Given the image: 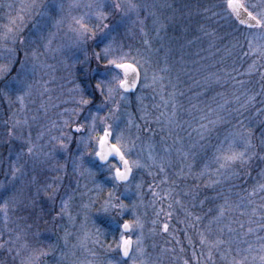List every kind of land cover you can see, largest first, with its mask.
I'll list each match as a JSON object with an SVG mask.
<instances>
[{
	"label": "rangeland",
	"instance_id": "374dc122",
	"mask_svg": "<svg viewBox=\"0 0 264 264\" xmlns=\"http://www.w3.org/2000/svg\"><path fill=\"white\" fill-rule=\"evenodd\" d=\"M206 1H211L212 7H207ZM139 2L154 5L153 8L144 10L140 14V19L144 22L142 27L147 36L145 37L140 31L141 25H136L128 30L121 29L119 37L120 42L125 46V51L131 50L132 54L136 55V50L139 49L140 53L151 61L150 64L145 66L148 68V79H144V73L142 72L141 82L137 89L128 94L127 102H121L122 111L126 109L127 112H130L134 124L139 125V130L134 126H130L126 132V137L130 136L137 145L128 158L130 160L141 158L142 163H150V161H147V152L148 145L152 144L154 145L153 154L158 161L161 157L165 161H170V163H165L168 178V182L165 184H160L164 174L160 173L157 167L134 170L137 173L136 183L143 182L142 197L128 193L127 195L131 196V200L125 202H135L137 204L136 212L145 224L144 246L154 264H182L185 259L189 260V264H196V260L192 257L193 251L196 252L200 264H207L208 248L207 246L202 247L200 244V233L203 232L210 241L215 239L216 236L227 240L229 238L227 225L236 230L232 233L233 236L239 235L241 238L253 242L254 247H256V234L243 236L248 227L255 228L257 226L256 223L249 225L247 221L250 217L240 214L241 212H250V209H239L232 212L221 223L213 224L211 232L207 229L209 220L217 214L216 206L223 203V200L219 198L220 195H230L232 201H237L238 197L235 193L245 194L244 189H249L259 179L257 173L264 170V160L254 159L251 162L246 169L247 172H250V176L245 175L244 170L239 165H235V171L240 174V178L223 180L222 177H217L215 170L218 165L212 161L214 152L212 146L217 143L216 134L219 133L222 137L226 129L221 127L212 134L210 139L200 141L193 128L197 127V119L202 113L192 111L189 114L187 111L193 104H197L205 110L209 107L215 108L217 102L223 103L220 97H216V101H213V97L220 92L230 97L233 91L231 84L206 89L204 77L210 72L223 75L225 69L231 71L233 67L241 72L245 71L252 58L243 56L238 58V54L228 55L226 49H231L236 40L243 44L244 36L247 33L243 32V28H241V31H237L236 27L233 30L227 28L228 24L226 26L223 19L220 20L219 24H212L208 20L214 17L213 12L220 13L221 15H218L220 17H226L222 9L216 7V5L222 4V0H139ZM251 2L258 3L259 0H251ZM28 3H30V0H0V32H3L4 26L9 24L10 17H16L21 5ZM8 5L13 7L9 8ZM206 9L208 11H205ZM150 11L155 12L156 16L149 15ZM198 17L201 18L200 21ZM154 19L164 23L166 28L159 30V23L154 24ZM201 27L208 31H214L216 33L215 37L205 36L200 31ZM33 31V21L26 16L21 37H28ZM230 31H234V37L231 39L228 37ZM221 34H224L225 38ZM145 39L150 41V48L145 45ZM71 40L72 34L65 27L57 34L54 45L66 46L71 43ZM210 41L214 43V47L209 46ZM5 45L8 48L16 47L7 41L0 40V64L7 63L8 53L5 50ZM96 50L95 45L89 41L84 47V52L75 50V54H73V50L65 48L66 54L56 53L54 57L48 56L46 63L53 65V68L39 71L36 80L47 81V87L50 91L40 95L43 88L37 85L33 95L25 99L23 108L16 100V93H10L11 102L8 98L0 95V184L5 185L9 190L15 188L23 200L22 206H10L7 223H5L3 213H0V232L3 233L4 240L9 239V230L13 232V239L16 233H20L22 239L19 243L27 242L30 246L47 248L48 244H55L57 246L55 250L42 258L41 264H74V262L75 264H79V262H85L86 264L87 261L93 259L89 255L88 249L96 251L98 259L103 261L108 254L94 245L91 239L86 242L85 247L77 246L73 248L72 245H78V241L83 238L85 232H94V224L95 227H102L108 233L104 239L108 243H112L113 236L119 234L120 225L116 221L134 218L131 211L124 217L118 216L116 212H113L111 216L95 214L94 209L99 208L103 201L107 199V190L111 187V175L106 171H97L95 181L104 185V191L98 192L96 184L93 183V178L87 175L80 176L78 172L73 171L71 164L73 156L78 154L75 139L80 134L70 131L69 128H64L63 121L78 120L83 122V116L87 113H82L81 117L76 118L70 114H65V109L76 106L71 102L75 93L70 90L77 85L84 88L88 95L93 96V111L96 110L95 107H99L102 97L98 91H94V85L99 78L106 77L108 74L104 71L103 65L97 66L93 56V52ZM244 50L247 51L246 48ZM24 51L26 49L23 46L18 47L16 63L13 64V71L9 74V79L16 75V69L20 66L19 61L24 59ZM40 51L43 52V48ZM236 52L238 53V50ZM85 53L88 57L87 62H84ZM76 57H79L80 63L76 62ZM238 59L244 60L238 62ZM65 65H68V67ZM165 67L169 70L162 73L166 77L163 82L164 87L161 88L159 84L152 85L153 71L158 72L159 69ZM93 69L95 71H91ZM260 73H264V67H260L259 71L254 72L251 76L238 77L247 82L245 88L249 91V94L260 92L261 85L264 83V81H261ZM235 74L233 73V75ZM73 80H75V84L72 83ZM197 81H199V85L196 83ZM145 84L149 86L145 87ZM2 88L3 82L0 81V89ZM173 91L176 92L177 120L181 127L173 128L172 134L169 135L167 120L161 113L171 112V106H166L164 101L169 99V94ZM205 92L206 94L197 98V93ZM65 101L68 102L65 103ZM261 101H264V96H257L255 106L246 112L244 117H241V119H244L245 124L252 129L254 133L253 142L258 147L261 133L264 132V113L258 114L256 111V109L264 108V103H261ZM42 104L47 108V111H45V107H41ZM51 104H56L57 107H51ZM235 106V104L230 105V107ZM141 109L144 111L142 112ZM103 114L102 112L101 115ZM145 115L147 116L146 121L141 119ZM157 117L161 121L159 124L156 123ZM13 119L26 120L27 124L22 123L18 128L12 129ZM124 119H127V117H124ZM54 123L55 127L53 126ZM236 123L237 120L233 119L232 124ZM74 126L76 124L72 123L71 129ZM149 129L152 131L149 132ZM161 129L164 130L161 131ZM10 130L14 131L12 137L8 135ZM62 131L68 132L74 140L69 145L68 153L65 154L57 150L54 159L49 160L46 164L37 163L35 166L25 156L24 160L28 161L27 176L35 177L37 182L29 183L28 180L13 182L10 165L15 162L18 152L26 151V142L31 139L43 152H49L52 150V144L55 143V141H52V137L60 136ZM137 136L140 137L139 140H136ZM95 146V141L90 142L88 151L91 152ZM166 147L170 148L171 151L166 153L164 151ZM177 149H182V151H177ZM183 153H188V155L185 156ZM261 155H264V153ZM41 159H43V156H41ZM87 159L92 165H101L97 159L92 157ZM23 162L21 161V163ZM57 163L66 164L65 171H54L53 166ZM109 163L118 166L115 160H110ZM188 165H191L190 171ZM205 165H208L209 172L199 176L198 174L204 171ZM149 171L157 175H149ZM178 173H182V175L178 176ZM57 177L59 179H56ZM217 179L222 182L218 185L209 186L210 181ZM173 181L175 183H172ZM47 185H52L53 188L48 189ZM156 185H159V187H156ZM233 185L238 187H233ZM169 188L174 189L172 200L168 198ZM123 190L124 184L122 183L120 191ZM153 192H159L163 197L162 200L155 198V207L152 204L154 200ZM117 195H119V192ZM2 196L3 190H0V197ZM69 196L72 197L69 201V212L73 218L71 221L67 215L62 217L57 215L60 212L62 201L67 200ZM256 199L257 204H259V197ZM92 201H95L92 210L85 211L83 205L90 204ZM175 201H180V203L177 204ZM202 201L203 203H201ZM2 202V199H0V203ZM170 203L173 205L172 208L168 207ZM161 207L165 212L172 213L170 218L163 213L157 218L156 212ZM185 209L193 215L188 216ZM209 209L212 211L209 212ZM196 215L203 217V219L196 222L194 219ZM260 215L261 213H257L252 219L260 222ZM85 216L88 217L87 220H85ZM112 217H115V220ZM156 219H158L157 231L153 234L149 232V229L153 227L151 221ZM163 223L169 224L168 233L161 231ZM191 223H195L196 227H189ZM241 223L244 225L243 228L240 227ZM29 225L31 227H28ZM220 228L224 229L223 233L219 232ZM65 230L71 233L68 247L64 246L63 241ZM37 232L40 233L39 239L46 243L36 244L37 237L35 234ZM257 234L264 236V231H259ZM135 238V235H133V239ZM189 238L192 239L191 245L188 243ZM2 242L0 241V243ZM19 243L15 246L18 247ZM240 246L247 247L246 244ZM181 248L184 249L183 252L180 251ZM172 249H175V251H172ZM223 250L222 248L220 251ZM62 252L69 253L64 260H61ZM201 252L204 255H201ZM21 255H26V253L22 252ZM14 257L15 259H13ZM213 261L214 264H224L217 252H213ZM0 264H20V258L16 256L15 252L9 253L4 249H0Z\"/></svg>",
	"mask_w": 264,
	"mask_h": 264
},
{
	"label": "snow or ice",
	"instance_id": "6c2138e0",
	"mask_svg": "<svg viewBox=\"0 0 264 264\" xmlns=\"http://www.w3.org/2000/svg\"><path fill=\"white\" fill-rule=\"evenodd\" d=\"M8 7L11 8L13 6L8 5ZM153 7L154 5L139 2V0H30V3L21 5L16 17H10L9 24L4 26L3 32H0V40L7 41L16 46L11 48L6 47V45L4 46L8 56L7 63L0 64V81L3 82L0 95L8 98L11 102L10 93H16V100L19 101L22 108L25 99L33 95V91L37 85L43 88V92L40 95L50 91L47 87L48 82L38 81L36 80V76L43 69H52L53 65L46 63V58L48 56L54 57L56 53L66 54L65 48L73 50V54H75V50L84 52L85 45L91 41L97 49L93 52L97 66L103 65L104 71L108 74L106 77L99 78L94 85V91H98L102 97L100 105L99 107H95V111H93L92 107L93 96L88 95L84 88L77 85L74 89L70 90L75 93L71 102L76 106L71 109H65V114H70L76 118L81 117L82 113L85 112L87 115L83 116V122L64 120L63 127L80 134L75 139L78 154L74 155L71 160L73 171L78 172L80 176L87 175L93 178V183L96 184L98 192L104 191V185L96 183L95 176L97 171H106L111 175V187L107 190V199L103 201L99 208L94 209V213L99 214V216H111L113 212H116L118 216L124 217L131 211L134 218L116 221L120 225L119 234L113 236L112 243H108L104 239L108 233L102 227H95V224L94 232H85L83 238L78 241V245H72L73 248L77 246L85 247L86 242L91 239L94 245L108 254L106 259L100 261L97 252L88 249L89 255L93 259L87 261L86 264H154L153 259L144 246L145 224L141 216L136 212L137 204L125 201L131 200V196L127 195L128 193L142 197L143 182L136 183L137 173L134 170L157 167L159 172L164 174V178L160 180V184H165L168 182L165 163H170V161H165L163 157L158 161L157 157L153 154L154 145L152 144L148 145L147 152V161H150V163H142L141 158L134 160H129L128 158L134 152L137 145L135 140H132L130 136L126 137V132L130 126H134L139 130V125L134 124L130 112H127L126 109L122 111L121 102H127L128 94L140 84L142 72L144 73V79H148V68L145 66L150 64L151 61L143 56L139 49L136 50V55H133L131 50L125 51V46L119 39L121 29L128 30L130 27H135L136 25H141L140 31L146 37L147 33L143 30L142 25L144 22L140 19V14L142 11ZM216 7L222 9V12L231 20L237 31H241L242 26L243 32L247 33L244 36V43L241 44L239 40H236L232 44L231 49H226L227 54H238L245 58L250 57L252 58L251 63L248 64L243 72L235 67L231 71L225 69L223 75L210 72L204 77L206 89H211L213 86L221 87L231 84L233 91L230 97L220 92L213 97V101H216V97H220L223 103L217 102L215 108L209 107L205 110L204 108H200L199 105L193 104L187 111L189 114L192 111L202 113L197 119V127L193 128V131L199 136L200 141L210 139L212 134L221 127L226 129L222 137L219 133L215 136L217 143L212 146L214 149L212 161L218 165L215 175L222 177L223 180H230L240 178V174L235 171V165H239L244 170V174L250 176V172H247L246 169L251 162L254 159L264 160V155H261L264 153V132L261 133L258 147L253 142L254 133L252 129L245 124L244 119H241L246 112L255 106L257 96H264V83L261 85L260 92L249 94V91L245 88L247 82L238 78L245 75L251 76L254 72H258L260 67H264V63H262L264 62V0H259L258 3H252L251 0H222V4L216 5ZM205 11H208V9ZM149 15L155 17L156 13L150 11ZM212 15L221 14L213 12ZM26 16L32 19L34 31L30 36L22 38L21 33ZM221 18L223 19L224 16H221ZM153 23H159V30L166 28V25L159 22L158 19H154ZM65 27L72 34L71 43L66 46L54 45L57 34ZM200 31L210 38L216 35L214 31H208L204 27H201ZM144 43L147 47H151V43L147 39H145ZM19 46H23L26 49L24 51V59L19 61L20 66L16 69V75L9 79V74L13 71V64L16 63ZM209 46L214 47V43L210 41ZM41 48H43V52L40 51ZM245 48L247 51L244 50ZM236 50H238V53ZM87 61L88 57L85 53L84 62ZM76 62H81L79 57H76ZM65 66L68 67V65ZM168 70L165 67L159 69L158 72L153 71L151 78L152 85L159 84L163 88V82L166 77L162 73ZM233 73L236 74L233 75ZM260 77L261 81H264V73H260ZM72 83L75 84V80ZM196 83L199 85V81ZM148 86L145 84V87ZM203 94H206V92L197 93V98ZM175 97L176 92L173 91L169 94V99L164 101L166 106H171V112L161 113L167 120L169 135L172 134L173 128L181 127L177 120ZM49 99L51 100V98ZM67 102L65 101V103ZM261 103H264V101H261ZM232 104L236 106L230 107ZM41 107L45 106L42 104ZM51 107H57V105L51 104ZM45 111H47L46 107ZM141 111L143 112L144 110L141 109ZM256 111L258 114L264 113V108L256 109ZM102 112L104 113L103 115H101ZM124 117H127V119H124ZM141 119L146 121L147 116H142ZM233 119L237 120V123L234 125L232 124ZM22 123L27 124V121L13 119L12 129L18 128ZM72 123L76 124L74 129H71ZM156 123H161L159 117L156 118ZM53 126L55 127V123ZM163 130L161 129V131ZM151 131L149 129V132ZM8 135L10 137L14 136V131L10 130ZM139 139L140 137L137 136L136 140ZM52 141H55V143L52 144V150L49 152H43L31 139L26 142V151L22 150L18 152L15 162L10 165L13 182L24 180H28L29 183L37 182L35 177L27 176L26 168L28 161L24 160L25 156L31 160L33 166L37 163L46 164L49 160L55 158L57 150L67 154L69 145L74 140L68 132L62 131L60 136L52 137ZM92 141H95L96 146L89 152V145ZM164 151L168 153L171 149L166 147ZM177 151H182V149H177ZM183 155L187 156L188 153H183ZM41 156H43V159H41ZM88 157H92L93 159L98 158L102 164L99 166L92 165L89 163ZM110 157H118L122 167L109 163ZM21 161L24 162L21 163ZM66 168V164L57 163L53 166V170L57 172L65 171ZM188 168L190 171L191 165H188ZM208 172V165H205L204 171L198 175L203 176ZM148 174L152 176L157 175L150 171ZM177 175H182V173H178ZM257 176L259 179L249 189H244L245 194L235 193L238 197L237 201H232L230 195H220L219 198L223 200V203L216 206L217 214L209 220L207 229V231L211 232L213 224L221 223L232 212L239 209H250V212H241L240 214L248 215L250 218L247 223L249 225L256 223L257 226L255 228L248 227L243 236L256 234L255 244L257 246L254 247L253 242H249L239 235L233 236L232 233L236 230L231 226L226 225L227 232L229 233L227 240L216 236L215 239L210 241L201 232L199 242L202 247L207 246L208 248L207 264H214L213 252L219 254L224 264H264V236L257 234L259 231H264V170L259 171ZM56 179H59V177ZM221 182L220 179L213 180L210 181L209 186L218 185ZM122 183L124 184V190L121 192L120 187ZM172 183L175 182L173 181ZM156 187H159V185H156ZM233 187L238 186L233 185ZM47 188L52 189L53 186L47 185ZM0 190H3V196L0 197L3 201L0 203V213H3L5 223H7L10 206H22L23 200L15 188L9 190L5 185L0 184ZM53 191L55 190L53 189ZM173 191L174 189L169 188V200L173 199ZM118 192L119 195H117ZM153 197L152 204L155 207V198L162 200L163 197H161L159 192H153ZM257 197L260 200L259 204H257ZM71 199L72 197L69 196L67 200L62 201L60 212L57 214L61 217L67 215L70 221L73 219L69 212V201ZM94 203L95 201H92L90 204L83 205V208L85 211L92 210ZM175 203L179 204L180 201H175ZM172 206L171 203L168 205L169 208H172ZM181 206L183 207V205ZM185 211L188 216L193 215L187 209ZM211 211L209 209V212ZM161 213L169 218L172 215L171 212H165L161 207L156 212L157 218H159ZM257 213H261L259 217L260 222L252 219ZM112 218L115 220V217ZM87 219L88 217L85 216V220ZM194 219L196 222H200L203 217L196 215ZM157 223L158 219L151 221L153 227L149 229V232L156 233ZM28 227H31V225ZM189 227L195 228L196 224L191 223ZM240 227L243 228L244 225L241 223ZM161 231L168 233L169 224L163 223ZM223 231V228L219 229L220 233H223ZM8 235L9 239L4 240L3 233L0 232V241H3L0 243V249H4L9 253L15 252L16 256L20 258V264H41L42 258L48 256L57 247L55 244H48L47 248H44L30 246L27 242L19 243L22 236L20 233H16L13 239L12 230H9ZM35 235L37 237V245L46 243L39 239V232ZM133 235H135V239H133ZM70 236L71 233L65 230L63 236L65 247L69 245ZM18 243L19 246L16 247L15 245ZM188 243L192 244L191 238L188 239ZM241 244H246L247 247H241ZM222 248L224 250L220 251ZM172 251H175V249H172ZM180 251L183 252L184 249L181 248ZM22 252L26 253V255H21ZM67 255L69 253L62 252L61 260H64ZM201 255H204V253L201 252ZM192 257L196 260V264H200L195 251H193ZM79 264H85V262H79ZM182 264H189V260H183Z\"/></svg>",
	"mask_w": 264,
	"mask_h": 264
},
{
	"label": "trees",
	"instance_id": "16d2710c",
	"mask_svg": "<svg viewBox=\"0 0 264 264\" xmlns=\"http://www.w3.org/2000/svg\"><path fill=\"white\" fill-rule=\"evenodd\" d=\"M205 3H207V7H212V2H211V1H206ZM199 5H200V4H199ZM199 5H198V6H199ZM205 8H206V7H205ZM205 17H206V16H205ZM198 18H199V17H198ZM200 19H201V18H199V21H200ZM221 19H222V18H221L220 16L216 15V16H214V17H212V18H209L208 20H210V22H211L212 24H213V23L219 24ZM223 23H226V26H227V24H228L227 28H232V30L235 29V26L232 24L231 20H229L228 18L224 17V18H223ZM241 28H242V26H241ZM223 30H224V29H223ZM221 35H222L223 38H225L224 34H221ZM221 35H217V36H221ZM228 37H229V39L233 38V37H234V31H230ZM208 42H209V41H208ZM237 57L239 58L240 55H238ZM240 58H242V57H240ZM241 60H244V59H238V62L241 61ZM238 64H240V63H238Z\"/></svg>",
	"mask_w": 264,
	"mask_h": 264
},
{
	"label": "water",
	"instance_id": "95a60500",
	"mask_svg": "<svg viewBox=\"0 0 264 264\" xmlns=\"http://www.w3.org/2000/svg\"><path fill=\"white\" fill-rule=\"evenodd\" d=\"M138 86H139V85H138ZM138 86H137V87H138ZM136 89H137V88H136ZM136 89H134L133 91H135ZM133 91H132V92H133ZM112 159H114V160L117 161V163H118V166H117V167H122V164L120 163L118 157H110V158H109V161L112 160ZM129 160H130V159H129ZM97 161H98L100 164H102V162H100V161L98 160V158H97Z\"/></svg>",
	"mask_w": 264,
	"mask_h": 264
},
{
	"label": "flooded vegetation",
	"instance_id": "af4514ba",
	"mask_svg": "<svg viewBox=\"0 0 264 264\" xmlns=\"http://www.w3.org/2000/svg\"><path fill=\"white\" fill-rule=\"evenodd\" d=\"M75 127H76V126H74L73 129H74ZM112 160H114V159H112Z\"/></svg>",
	"mask_w": 264,
	"mask_h": 264
}]
</instances>
